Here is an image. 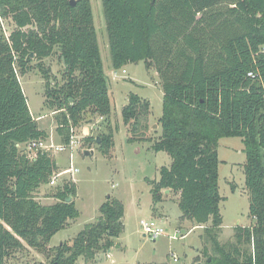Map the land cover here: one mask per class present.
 <instances>
[{"label": "trees", "instance_id": "16d2710c", "mask_svg": "<svg viewBox=\"0 0 264 264\" xmlns=\"http://www.w3.org/2000/svg\"><path fill=\"white\" fill-rule=\"evenodd\" d=\"M112 69L144 61L158 75L163 93L161 135L148 137L150 102L130 94L121 109L128 141H149L171 158L151 184L153 203L162 191L179 195L182 217L204 227L203 264H264V0H101ZM9 20V42L0 39V264L24 247L44 252L50 239L79 213L76 188L55 189V203L42 205L34 193L47 185L56 162L39 152L35 160L16 144L44 141L13 64L25 75L32 59L46 80L45 106L55 114L60 144L70 126L110 115L108 84L90 0H0ZM63 66L62 83L50 86L42 60L54 49ZM63 59V60H62ZM87 121V120H86ZM240 137L249 196L248 227L234 228V240L220 244L222 218L215 139ZM98 148L112 157L113 134L98 135ZM85 142L94 141L86 137ZM71 201L66 203V199ZM124 207L108 197L95 222L54 248L50 264H87L109 250L123 231ZM207 259H210L208 262ZM173 264V263H162Z\"/></svg>", "mask_w": 264, "mask_h": 264}, {"label": "rangeland", "instance_id": "374dc122", "mask_svg": "<svg viewBox=\"0 0 264 264\" xmlns=\"http://www.w3.org/2000/svg\"><path fill=\"white\" fill-rule=\"evenodd\" d=\"M93 23L97 36L103 70L108 84L110 100L109 118L97 122L98 116L87 118L74 130L82 135V129L89 128L93 142L81 140V144L72 150V165L78 169L72 181L76 188L73 199L79 213L74 220L57 232L48 242L44 252L24 247L12 253L6 264H50L54 248L62 243L71 244L73 238L88 224L95 222L99 216V207L108 197L118 199L124 207L122 219L123 231L113 239L109 250L100 251L94 260L87 264H203L204 248L211 250L204 241V227L211 225V219L203 226L181 217L177 202L179 195L166 191L161 193V201L153 203L151 184L159 180L161 167L169 168L171 158L165 152L151 150L149 141H128L129 133L123 124L121 109L128 102L130 94L137 95L150 102L148 120V137L158 139L161 135L159 118L162 115L163 93L158 75L153 67L147 68L144 61L128 64L119 70H113L110 62L108 38L102 12L101 0H90ZM7 28L13 27L9 20L1 18ZM264 48V45H263ZM37 60L32 59L25 75L18 74L22 91L26 97L28 109L38 128L50 133L48 143L60 144L54 131L55 114L44 104V87L46 80L39 71ZM42 66L50 70V86L62 83L63 66L59 61V51L42 60ZM124 70V72H123ZM113 134L114 146L112 157L101 153L96 143L98 135ZM218 157V188L222 200L219 212L222 225L218 240L220 244L234 240V228L248 227L253 223L249 218V196L245 187L244 163L246 159L245 144L240 137L221 136L215 140ZM47 143V144H48ZM85 152L92 154L85 155ZM54 158L57 170L69 167V152H49ZM70 177V176H68ZM58 186L42 185L35 193V200L42 205L56 202L53 194ZM163 214L166 220L155 217ZM154 219L166 230V234L155 241L145 237L139 225L141 220ZM176 237L173 239L172 236ZM30 249V250H29ZM209 251V250H208ZM199 257L195 259L196 255ZM175 256L177 262H173ZM76 264H85L79 258Z\"/></svg>", "mask_w": 264, "mask_h": 264}, {"label": "built area", "instance_id": "2783aa9c", "mask_svg": "<svg viewBox=\"0 0 264 264\" xmlns=\"http://www.w3.org/2000/svg\"><path fill=\"white\" fill-rule=\"evenodd\" d=\"M0 39L9 42V28L5 26L3 21L0 18ZM13 71L19 81V71L18 68L15 64H13ZM56 111H53L52 114H56ZM104 120L103 116H98L97 117V122H101ZM74 126H70L69 129V140L66 144H53V143H48L47 139L44 141H32V142H27L23 144H16V148L19 150V153L29 160H35L37 157V154L39 152H53L54 154L56 153H63V152H69V167L66 169H63L62 171H58L57 169L52 172V175L49 179L48 184L50 186H62L65 183H68L69 181H72V177L74 174L78 172V169L73 168L72 165V150L76 148V146H79L81 144V140L85 137H88L89 135V128H84L82 129V135H79L75 130ZM48 143V144H47ZM70 176V177H68ZM139 225L141 227V230L143 232V235L145 237H148L149 239L155 241L157 238L160 236H163L166 234V230L161 228L157 221L154 219H149V220H141L139 222ZM176 236L173 235L172 238L174 239ZM173 262L176 263L177 259L175 256H172Z\"/></svg>", "mask_w": 264, "mask_h": 264}, {"label": "crops", "instance_id": "0c3cea01", "mask_svg": "<svg viewBox=\"0 0 264 264\" xmlns=\"http://www.w3.org/2000/svg\"><path fill=\"white\" fill-rule=\"evenodd\" d=\"M123 72H124V70H123ZM31 114V113H30ZM32 116V115H31ZM34 119V118H33ZM34 120H36V119H34ZM54 129H55V127H54ZM55 131V130H54ZM46 132V131H45ZM46 134L48 135V138H50L51 137V135H50V133L48 134V132H46ZM48 138H47V140H48ZM157 138H159V137H157ZM89 154H92L91 152L89 153ZM56 155V154H55ZM169 192H171V191H169ZM169 192H166V194L167 193H169ZM157 216H159V219H161V220H166V217H164L163 216V214H159V212H158V214H156L155 215V217L157 218ZM124 217V216H123ZM181 217H182V215H181ZM208 227V226H207ZM30 250V249H29ZM199 257V254L198 255H196V257H195V259H197ZM192 264H194V263H192ZM195 264H200L199 262H196Z\"/></svg>", "mask_w": 264, "mask_h": 264}, {"label": "water", "instance_id": "95a60500", "mask_svg": "<svg viewBox=\"0 0 264 264\" xmlns=\"http://www.w3.org/2000/svg\"><path fill=\"white\" fill-rule=\"evenodd\" d=\"M73 1H74V0H71V2H73ZM62 60H63V59H62ZM99 142H100V140H99V138H97V139H96V143L99 144ZM88 154H89V152H85V155H88ZM166 192H169V190H167ZM70 201H71V197L67 198L65 202H66V203H69ZM207 261L209 262L210 259H207Z\"/></svg>", "mask_w": 264, "mask_h": 264}]
</instances>
